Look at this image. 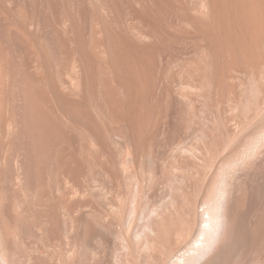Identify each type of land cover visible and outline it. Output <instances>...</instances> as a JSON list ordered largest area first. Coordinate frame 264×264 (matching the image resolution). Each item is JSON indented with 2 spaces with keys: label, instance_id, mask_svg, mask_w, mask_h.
<instances>
[{
  "label": "bare ground",
  "instance_id": "obj_1",
  "mask_svg": "<svg viewBox=\"0 0 264 264\" xmlns=\"http://www.w3.org/2000/svg\"><path fill=\"white\" fill-rule=\"evenodd\" d=\"M0 264H264V0H0Z\"/></svg>",
  "mask_w": 264,
  "mask_h": 264
}]
</instances>
